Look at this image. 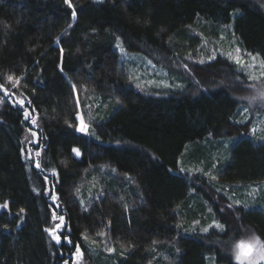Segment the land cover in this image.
Masks as SVG:
<instances>
[{
  "label": "trees",
  "instance_id": "16d2710c",
  "mask_svg": "<svg viewBox=\"0 0 264 264\" xmlns=\"http://www.w3.org/2000/svg\"><path fill=\"white\" fill-rule=\"evenodd\" d=\"M70 3L0 0V264H72L77 245L81 264H97L85 244L121 254L118 264H153L170 241L178 248L176 264H206L207 255L234 264L230 245L251 236L264 248V212L231 207L200 176L173 174L187 144L248 131L234 121L235 97L249 91L248 83L221 56L197 63L200 39L193 32L214 43L238 12L233 32L240 47L264 60V0ZM116 38L126 51L180 78L183 89L132 85ZM94 93L113 96L119 109L105 123H85L87 134L78 132L84 103L99 100ZM37 152L40 169L27 158ZM101 164L129 175L139 195L124 200L105 194L81 205L77 188L90 177L89 167ZM217 176L227 183L264 181V145L239 141ZM190 187L209 202L224 232L177 235L174 210ZM53 214L65 221L55 233L59 243L44 232L53 230Z\"/></svg>",
  "mask_w": 264,
  "mask_h": 264
},
{
  "label": "rangeland",
  "instance_id": "374dc122",
  "mask_svg": "<svg viewBox=\"0 0 264 264\" xmlns=\"http://www.w3.org/2000/svg\"><path fill=\"white\" fill-rule=\"evenodd\" d=\"M94 1L101 2V0ZM238 15V12L234 13L230 24L219 30L218 38L214 43L209 42L202 36V33L194 31L193 36L200 39V45L197 48V63H210L215 60L216 56H221L230 61L248 83L249 91L235 97L237 109L234 115V121L240 125H248V131L232 138H207L195 144L196 146L187 144L178 157L177 170L173 174L187 175L190 180L200 176L206 179L212 190L218 195L224 196L231 207H242L245 210L264 212V181L251 184L227 183L218 179L217 176L219 172L225 169L231 151L239 141L246 139L254 145H264V76H261V73L264 72V67L261 66L264 64V60L245 52L240 47L237 35L233 32L234 19ZM114 48L120 63L123 64L129 75L132 85L153 92L183 89L184 84L180 78L156 66L145 56L126 51L119 38L115 39ZM237 60H239V63H237ZM250 76L256 78L249 79ZM94 96L99 100L91 101V98L88 97L83 105L82 113L84 117L81 120L87 125L92 122L105 123L119 109V104L113 96H100L95 95V93ZM32 125L36 128L35 123ZM34 141L35 139L32 138V142ZM32 153L33 150H30L29 154ZM29 154H27V158L34 160L35 166L39 164V167L36 166V168H42L40 160L36 157L37 154L35 153L33 159ZM75 157L79 159V156L75 155ZM96 169L98 173L94 174ZM86 173L90 174V177L76 191V197L81 205L105 194L124 200H130L139 195V190L131 177L127 174L118 175L115 168L110 164H101L97 168L91 166ZM53 196L56 199V194ZM55 199L52 198L51 201H55L57 204ZM174 213L177 215L176 231L178 236L190 238L196 235H207L211 231L224 232V227L215 218L213 208L209 202L193 187L189 188L184 201L175 207ZM60 217L63 216L53 214L51 217V227L54 231L64 228V217L63 220H60ZM217 223L222 226V229L216 227ZM57 225L60 227L57 228ZM205 228L208 229L207 232L203 231ZM241 232L245 234L248 231L242 230ZM240 241L252 243L254 251L250 257H244L241 261H237L236 245ZM85 247L91 256L97 258V264H118L119 259L123 258L121 254L110 253L105 255L101 250H97L96 247L88 244H85ZM220 247L223 248V245ZM79 249L80 255H76L75 251L72 264H81L83 251L80 247ZM226 250L228 251V247L224 246L223 254H227ZM229 254L234 264H262V261H264V248L255 244L253 236L235 241L234 244L230 245ZM216 259L214 255H207L205 262L206 264H218ZM177 260V245L175 241H170L166 243L165 247L161 246L156 251L153 264H176Z\"/></svg>",
  "mask_w": 264,
  "mask_h": 264
},
{
  "label": "snow or ice",
  "instance_id": "6c2138e0",
  "mask_svg": "<svg viewBox=\"0 0 264 264\" xmlns=\"http://www.w3.org/2000/svg\"><path fill=\"white\" fill-rule=\"evenodd\" d=\"M64 2H65V4L68 5L69 8L72 7V4L70 3V0H64ZM72 15H73V17H75L76 13L73 12ZM69 27H71V25H69ZM61 53H63V49H61ZM237 63H239V60H237ZM261 66L264 67V64H262ZM261 76H264V72L261 73ZM255 78L256 77H251V76L249 77V79H255ZM7 80L9 82H12L13 81V77L12 76H8L7 77ZM13 86H15V84H13ZM0 88H3V86L0 85ZM5 95H8L7 91H5ZM27 115L28 114L26 112L25 113V118H27ZM32 122L35 123V119H33ZM76 130L78 132H81V133H86L87 130H88V126L83 122V120H81L80 125H79V127H77ZM35 135L36 134L33 133V136H35ZM73 152L75 153L76 156H80L81 155L79 149L73 148ZM37 155H39V152H37ZM36 166L39 167V164H37ZM53 199H55V196H53ZM3 207H7V204L3 205ZM20 211L23 212L24 210L21 209ZM60 220H63V217H60ZM59 227L60 226L57 225V228H59ZM216 227L218 229H222V226L220 224H218V223L216 224ZM46 231H49L50 233H54V230H48V229H46ZM203 231L207 232L208 229L205 228V229H203ZM101 235H102V233H101ZM52 238L59 243V239H60L59 236L53 234L52 235ZM236 249H237L236 259H237V261H241L242 258H244V257H250L251 256L252 252L254 251V245L252 243H246L244 241H240V242L237 243ZM76 255H80V249H79V246L78 245H77V249H76Z\"/></svg>",
  "mask_w": 264,
  "mask_h": 264
},
{
  "label": "water",
  "instance_id": "95a60500",
  "mask_svg": "<svg viewBox=\"0 0 264 264\" xmlns=\"http://www.w3.org/2000/svg\"><path fill=\"white\" fill-rule=\"evenodd\" d=\"M44 232H46L47 235H48L49 237H51L52 240H54V239L52 238V235L55 234V233H59V230L54 231V233H50L49 231H46V229H45Z\"/></svg>",
  "mask_w": 264,
  "mask_h": 264
}]
</instances>
